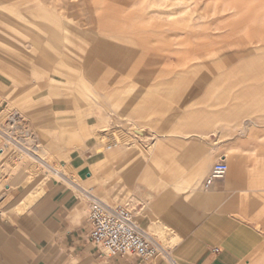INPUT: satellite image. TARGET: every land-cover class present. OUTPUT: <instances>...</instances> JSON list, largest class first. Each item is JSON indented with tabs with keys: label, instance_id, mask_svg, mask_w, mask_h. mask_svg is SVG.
I'll list each match as a JSON object with an SVG mask.
<instances>
[{
	"label": "rangeland",
	"instance_id": "rangeland-1",
	"mask_svg": "<svg viewBox=\"0 0 264 264\" xmlns=\"http://www.w3.org/2000/svg\"><path fill=\"white\" fill-rule=\"evenodd\" d=\"M131 13L151 18L153 29L165 24L171 35L154 33L153 55L133 62L132 74L119 62L87 76L82 65L97 28ZM54 17L71 30L67 48L53 40ZM113 35L99 40L137 49ZM53 56L64 60L57 74ZM185 133L220 144L245 135L254 149L264 148V0H0V148L10 141L0 186L11 187L0 189V213L11 222L0 220V240L13 255L0 249V264L110 262L83 229L85 191L108 206H125L136 184L161 180L160 160L152 156L161 137ZM115 141L118 147L105 149ZM24 177L33 179L26 189ZM16 205L29 208L18 214ZM35 205L42 212L33 238L19 222ZM67 216L83 238L60 241L55 226L50 233L51 221ZM160 235L155 240L164 247L166 233Z\"/></svg>",
	"mask_w": 264,
	"mask_h": 264
},
{
	"label": "crops",
	"instance_id": "crops-1",
	"mask_svg": "<svg viewBox=\"0 0 264 264\" xmlns=\"http://www.w3.org/2000/svg\"><path fill=\"white\" fill-rule=\"evenodd\" d=\"M120 10L124 12L125 7ZM98 19L103 20L101 17ZM150 23L151 18L138 13L119 16L115 24L101 23L102 27L97 28L96 32L98 36H93L94 48L87 50L82 65L86 75L97 77L102 72L107 73L106 64L115 65L119 62L122 70H128L131 74L135 72L137 65H132L133 62L138 63L153 55L150 44L154 33L171 35L170 28H165V24H157L153 29ZM53 25L57 28L53 30V40L67 48L71 30L63 27L56 17L53 18ZM57 31L66 33L62 35ZM127 33H132L135 38H125ZM99 35H113L116 41L131 43L137 49L130 51L122 45L99 40ZM58 54L63 55L62 50ZM53 61V73H60L59 67L64 66V60L55 57ZM145 76L149 77V73ZM200 88L194 87L193 92ZM104 140V137L97 138L101 144ZM160 141L161 150L154 151L152 156L160 160L161 180L153 178L149 182L148 177L146 186L136 184L133 198L125 206L146 227L147 233L150 230L153 232L151 236L154 239L162 237L160 231L166 233L163 237L165 246L162 248L172 263L161 257L147 262L125 257L103 263L99 261L100 258H93V262L88 264H264V148L254 149L252 141L245 135H233L225 144L216 143L212 136L196 133L162 136ZM119 145H105V149L112 150ZM7 152L0 153V162ZM220 160L228 166L225 178L215 182L210 190L204 191L202 182ZM23 170L20 166L19 176L24 175ZM146 173L157 175L150 168H147ZM32 180L31 177H24L20 185L26 189ZM87 180H92V177ZM42 182L35 183L36 189ZM2 186L8 187L7 192L11 189L6 184ZM15 210L18 214L26 211L19 210L17 205ZM41 212L42 206L35 205L32 216L19 222L20 231L30 230L32 237L36 238L39 228L34 225ZM1 219L5 225H10V220L3 213H0ZM85 224L83 229L87 230L88 238L89 227L86 221ZM53 226L55 236L60 241L84 237V234L80 235L82 229L77 231L73 228L68 216L56 219L54 224L51 221L49 230L52 235ZM0 249L13 256L10 246L1 240ZM40 260L37 257V261Z\"/></svg>",
	"mask_w": 264,
	"mask_h": 264
},
{
	"label": "built area",
	"instance_id": "built-area-1",
	"mask_svg": "<svg viewBox=\"0 0 264 264\" xmlns=\"http://www.w3.org/2000/svg\"><path fill=\"white\" fill-rule=\"evenodd\" d=\"M2 150L1 147L0 153ZM54 171L59 173L58 170ZM227 172L226 162L218 161L202 182V189L210 190L215 182L225 178ZM87 204L88 239L98 247L100 256L110 259L134 257L143 262L161 257L172 263L162 246L134 222V216L127 206H108L92 196Z\"/></svg>",
	"mask_w": 264,
	"mask_h": 264
},
{
	"label": "bare ground",
	"instance_id": "bare-ground-1",
	"mask_svg": "<svg viewBox=\"0 0 264 264\" xmlns=\"http://www.w3.org/2000/svg\"><path fill=\"white\" fill-rule=\"evenodd\" d=\"M102 141H103V140H102ZM5 142H6V145H5V147L3 148V150H2L3 152H4V151H7V150L10 149V147H9V146H10V145H9V144H10V141L6 140ZM118 144H119V143L115 141V142H112L111 144H108L107 147H110V146H112V145H118ZM58 172H59V170H58ZM58 174H59V173H53V176H55V177L57 176L56 178H60V177L58 176ZM24 181H25V180H24ZM24 184H25V183H24ZM25 185H26V184H25ZM25 185H24V186H25ZM85 193H86V194L84 195L85 198H86L87 200L90 199V197H91L90 193H89L88 191H85ZM92 197H93V196H92ZM32 198H33V197H32Z\"/></svg>",
	"mask_w": 264,
	"mask_h": 264
}]
</instances>
